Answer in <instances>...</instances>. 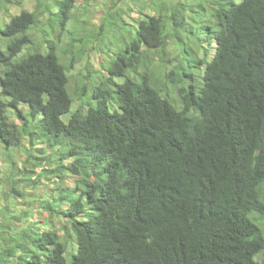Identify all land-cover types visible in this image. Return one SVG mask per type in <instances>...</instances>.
Here are the masks:
<instances>
[{"label": "trees", "instance_id": "1", "mask_svg": "<svg viewBox=\"0 0 264 264\" xmlns=\"http://www.w3.org/2000/svg\"><path fill=\"white\" fill-rule=\"evenodd\" d=\"M15 1L0 0V14ZM35 1L0 27V160L12 172L21 163L10 177L20 204L49 175H73L76 192L60 233L38 213H53L48 199L22 208L19 231L20 214L2 205L12 222L0 223V264H264V0H201L216 8V45L206 61L189 55L198 71L169 49L198 0L98 6L103 21L86 38L69 30L82 0ZM106 24L120 47L99 52L96 74H72L84 44L59 47L63 36L98 51Z\"/></svg>", "mask_w": 264, "mask_h": 264}, {"label": "rangeland", "instance_id": "2", "mask_svg": "<svg viewBox=\"0 0 264 264\" xmlns=\"http://www.w3.org/2000/svg\"><path fill=\"white\" fill-rule=\"evenodd\" d=\"M103 1H105L104 4H103ZM190 1H193V0H190ZM198 1H199L198 5L200 6L196 9L194 8L193 12H189L188 14H186L187 18H185V22L187 23V25H185L186 26L185 28L187 29V32L184 35L180 36V39L177 42V45L174 44L175 43L174 41H176L175 39L172 38L169 40L170 42L169 49L171 51V54L177 53L175 54L177 56H180L181 54V56L184 57L185 62L190 61V64L193 65L191 69L197 70V71L200 68L199 64L194 63V60H192V58L190 59L189 55L192 54V57L194 59H196L197 57L198 59L200 58V59H203V61H206L210 59V56H212L214 52V46L216 45L214 41V37H213L216 32L214 29L215 22L209 19L210 10H215L216 8L214 6L206 5L204 1H201V0H198ZM232 1L237 2V0H232ZM114 2L115 3L118 2L116 6H120V5H123L124 2L125 4H127V2H130V0H102V1L82 0L81 5L85 7L79 8L77 11H75V16L70 22L71 25L69 27V30L77 31L75 34H77V37L79 38H82V37L86 38L85 35H87L88 33L90 34L91 32H97L99 30V24L102 23L103 21L102 19L104 17H103L102 11H97L96 7L100 6L101 8V7H104L105 5H108ZM35 4H36L35 0L33 1L32 0H19V1L13 2V4L8 7L7 11L5 12V15H2V13L0 14V27H2L5 22H9L11 17L19 14L22 10H28V11L34 12ZM50 4L53 5L52 3ZM36 11L39 12L38 22L40 24L44 20V17H46V15H44V17L42 16L40 12L41 8L39 7L36 8ZM105 20L107 21L106 18ZM209 26H211L210 31L209 29H207V27ZM180 29L182 31L183 26H181ZM51 32L52 31L50 30L49 36L51 37V39H53L54 35L51 34ZM33 33L36 38L39 37L38 36L39 34L38 26H37V29H35ZM66 34H69V33L67 32ZM129 37L130 36L128 35L126 39L129 40ZM122 38H125L123 37L122 32H119L118 29L112 30L111 26H107L106 24L105 26H103L102 36L96 39L97 40L96 44L99 47L98 51H96L95 49L92 51L89 50L90 45L87 39L85 41L78 43L76 42L77 38L74 41V40H71L69 36H63L61 42H59V47L67 43H71V45H74V48L77 47V45L80 46L84 44V46L81 49L74 52L75 62H74V67L71 70L72 74L80 72L83 76L84 74H89V73L96 74V71L99 68V62H98L99 56H100L99 52L101 50H104L107 55V49H109L110 51L113 49H117L118 47H120L119 45L120 40L118 39H122ZM5 44L6 43L2 42V38L0 36V47L2 49H5ZM45 49L46 48H44V46H41L39 47L38 50L40 52H45ZM27 51H28V48L27 46H25L16 55L15 58L16 59L20 58L21 56L25 55ZM206 51H208V54L206 53ZM205 55H208V57H206ZM203 66L204 64L201 65V72H203ZM71 72L69 70L67 74L70 75ZM116 79L117 81H122L123 77L119 79L116 78ZM95 81L89 84V89L92 87ZM69 83L67 84V88H69ZM70 85H71V93L73 92L76 93L75 102L73 104L75 106L76 103L79 102V95H77V93H79L83 89L84 81H78L75 79L71 82ZM3 98L5 97L3 96ZM89 103H91V105L95 104L94 100H91V102L89 101ZM20 108H22V110L25 111L29 109V106L27 104H24L20 106ZM108 108L109 110H112L113 108H117V106L116 105L113 106L111 102H109ZM72 109L73 108L71 107V110ZM9 113H10L9 115L11 119L15 121L17 124H19L20 121L19 119L15 118L13 111L9 110ZM69 114L70 112L62 115L61 118L64 121H66L68 120ZM37 144H38L37 145L38 147L42 146V142L40 141ZM22 149L24 151H23L22 156L20 157L21 159H24L25 154L29 152L31 148L28 147L27 145L26 146L24 145ZM14 157H19V156L17 154L16 155L13 154V158ZM66 161H68V159ZM17 162L19 163V165L21 164L20 161H17ZM19 165L13 166L14 170L12 172L10 170V167L6 166L5 163L0 160V208L2 205L9 204L10 208H12L15 211V213L20 214L21 216V221L19 223L17 222L18 224L15 221V223L12 225V227H15L13 230L19 231V229L22 228L21 226L26 223V218H24L21 215L22 208L28 207L30 203H34V205H37L39 203V200L48 199L47 205L53 206V213L51 214L49 213V211H43V212L38 211L40 217H42L44 220L50 221L48 225H45L43 227L48 228L53 225V227H56L58 233L62 232L63 229L60 227V225L63 222L62 223L60 222L62 220L63 221L65 220L64 209L66 207V202L68 201V198L71 197L74 192H76L75 183H73L74 181L73 175L67 174L65 178L66 181L63 180L61 182L56 181L57 178L56 176H53V175L44 177L42 184L39 187L37 188L30 187L25 192L26 194L25 201H27V204H20L21 202H23L24 199L15 195L13 192H11V189H10V184H11L10 177H18L21 174V166ZM39 170L40 168H37L36 172H38ZM34 216L37 217V214L34 213ZM4 221L5 222L8 221V223H11L12 219H10L7 215L5 216L0 213V223H3ZM71 241L73 240L66 242L67 251L65 252L64 255L67 260L70 259L71 253L75 250V244L74 242H71Z\"/></svg>", "mask_w": 264, "mask_h": 264}]
</instances>
